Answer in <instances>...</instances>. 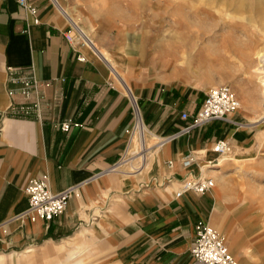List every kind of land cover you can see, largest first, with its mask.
Returning <instances> with one entry per match:
<instances>
[{"label":"crops","instance_id":"crops-1","mask_svg":"<svg viewBox=\"0 0 264 264\" xmlns=\"http://www.w3.org/2000/svg\"><path fill=\"white\" fill-rule=\"evenodd\" d=\"M58 1V5L62 4ZM36 4L40 17L37 25L32 23L31 17L15 0H0V110L11 102L23 100L19 86H12L15 89L12 96L7 94L5 81L8 66L18 67L20 73L41 81L53 79L52 85L44 93L52 105L43 107L40 120L6 117L0 129V221L10 218L5 224L10 233L9 246L22 247L38 241L62 240L84 216L92 218L98 209H103L102 204L107 196L104 194L117 182L115 178L106 177L108 173L94 177L96 173L117 171L119 164L118 167L113 165L123 152L126 158L129 152L138 153L137 149H144L150 141L148 135L151 134L154 139L160 140L154 149H160V153L153 158L152 169L155 172H147L143 177L138 174L122 176H133L137 182L152 174L149 180L156 187L132 197L127 210L119 204L122 219L109 211L107 217L96 222L95 227L99 229L105 222L112 225L114 245L111 264H195L189 255L195 235L194 225L198 219H203L216 229L213 214L217 194L212 187L203 194L186 192L175 197L178 180L185 173L180 159L190 150L201 154L192 165L197 173L201 170L195 167L198 161L205 163L216 157L211 150L215 140L224 139L229 143L244 141L245 134L232 128L229 122L216 120L165 142L160 134L177 129L173 118L182 125L180 111L195 112L204 97L196 103L194 89H181L174 81L164 91L148 87L147 92L142 84L132 82L122 73L132 90V103L135 105L134 100L139 99L140 110L143 109L136 115L128 131L131 125L130 93L111 72L110 66L96 57L86 40L81 42L75 38L67 41L64 34H68V24L74 26L58 10L53 0H36ZM97 29L92 32V38ZM118 36L119 33L116 42ZM93 41L109 56V50L102 48L94 38ZM122 46V43H117L116 47L123 49ZM139 50L145 51L143 40ZM78 52L85 57V61L76 58ZM89 53L103 64L93 61ZM122 65L126 66L124 62ZM110 73L122 86V91L113 85ZM55 100L56 106L53 104ZM167 107L172 109L170 117L166 121L159 120L161 111ZM65 120L72 121L67 132L60 129V123ZM144 121L148 125L152 123L157 133H152ZM168 159L174 161L173 168L167 167ZM218 167L208 174L218 173ZM42 175L48 177L52 191L79 184L76 187L80 188V195L77 188L75 192L79 196H73L65 212L48 222L41 219L29 221L23 215L17 216L27 206L24 184L30 177ZM100 180L104 182L103 186ZM157 180L162 185L157 184ZM122 181L121 187H125V180ZM217 230L225 236L230 249L225 233ZM230 251L240 264L239 258ZM257 251L258 254L264 253L259 249ZM244 264H251L245 256Z\"/></svg>","mask_w":264,"mask_h":264},{"label":"rangeland","instance_id":"rangeland-1","mask_svg":"<svg viewBox=\"0 0 264 264\" xmlns=\"http://www.w3.org/2000/svg\"><path fill=\"white\" fill-rule=\"evenodd\" d=\"M59 1L62 9L55 5L61 13L69 10L89 26L91 20H95V30L98 29L93 38L119 62L116 69L121 76L142 84L147 92L148 87L164 91L174 81L181 89H194L195 101L199 103L210 87L230 86L240 101L234 114L237 123L231 127L242 131L246 140L232 141L231 151L220 162V171L208 175L214 179L212 191L217 194L213 224L225 233L240 264H244V256L251 264H264V253L257 251H264V96L254 70L258 52L264 50V0L256 6L253 0H246L241 7L237 6L238 0ZM68 25L70 34L76 36L75 30ZM141 40L145 43L144 52L139 50ZM117 43H122L123 49H117ZM89 57L101 63L92 54ZM123 62L125 67L120 66ZM110 75L113 85L122 91V86ZM130 101L128 131L135 118V108ZM136 103L141 107L139 99ZM171 112L172 109L165 108L159 120L166 121ZM173 122L177 129L160 134L165 142L181 136L176 130H181L183 123L180 125L175 117ZM148 128L157 133L152 123ZM148 139L144 149H137L138 153L131 150L126 158L123 152L113 165L119 164L117 170L120 171L96 173L94 177L108 173L106 177L115 178L117 182L104 194L107 196L103 209H98L92 218L84 216L62 240L12 247L8 244L10 233L5 228L10 218L0 221V264H111L114 230L110 222L96 229V222L107 217L109 211L122 219V209L127 210L132 197L156 187L149 180L152 174L137 182L133 176H122L138 174L143 177L147 172H155L153 158L160 149H154L160 140L151 134ZM145 161L153 164L138 167ZM198 162L196 169L208 163ZM122 179L125 180L123 187L130 188L121 187ZM99 183L104 185L101 180ZM74 187L80 195V188Z\"/></svg>","mask_w":264,"mask_h":264},{"label":"built area","instance_id":"built-area-1","mask_svg":"<svg viewBox=\"0 0 264 264\" xmlns=\"http://www.w3.org/2000/svg\"><path fill=\"white\" fill-rule=\"evenodd\" d=\"M15 1L31 17L33 24L37 25L40 23L39 8L36 0ZM54 1L57 3L56 0ZM58 6L60 7V5ZM67 33L64 36L67 41L71 42L74 39V35L70 34V30ZM76 58L80 61H85L84 56L79 52ZM5 82L7 94L12 96L15 93V89L12 86H19L18 91L23 100L16 103L11 102L3 110H0V122H3L6 117L40 120L43 107L52 105V102L45 98L44 93L45 89L52 85L53 79L41 81L34 76H26L24 73H20L18 67L8 66ZM53 104L56 106L57 100ZM239 106L240 102L228 84L210 87L205 93L201 106L195 112L180 111L179 119L183 122L181 130L189 134L193 129L204 127L216 120H224L230 124H236L237 122L232 115L238 110ZM135 107H139L136 102ZM71 125L72 121L65 120L60 123V129L67 132ZM211 150L216 154V157L208 160V163L215 165L219 162L220 155L231 151V145L224 139H217L213 142ZM198 155L199 153L193 150L182 155L180 165L185 170V173L178 180L179 186L174 191L175 197H180L186 192L203 194L214 186L213 177L202 174V169L197 173L193 171L192 165L198 159ZM166 165L168 168H173L174 161L168 159ZM156 183L162 185L158 180ZM74 186L54 192L49 187L46 175L30 177L23 186L27 206L20 214H24V219L29 221L41 219L48 222L58 217L65 212L70 199L74 195L76 196L75 192L71 190ZM194 232L195 235L189 248V255L193 258L195 264H239L238 259L231 253L225 236L210 225L208 221L198 219L194 225Z\"/></svg>","mask_w":264,"mask_h":264},{"label":"bare ground","instance_id":"bare-ground-1","mask_svg":"<svg viewBox=\"0 0 264 264\" xmlns=\"http://www.w3.org/2000/svg\"><path fill=\"white\" fill-rule=\"evenodd\" d=\"M246 0H238V7L240 6H243V4H244V2H245ZM53 2L54 3H56L54 0H53ZM253 2H254V5L256 6L257 4H261V1L260 0H253ZM57 4V6H58V3H56ZM59 7V6H58ZM60 9H62L61 8V5H60V7H59ZM62 14L66 17V18H68L69 19V21H70V23L74 26V27H72L74 30H75V32H76V36H75V34H74V39L75 38H77V37H81L80 39H82V41L83 40H86V43H87V45L89 46V48L94 52V54L96 55V57H98V59H100L101 61H104L106 64H108L110 67L109 68H111L112 69V71L111 72H114L115 73V75L118 77V79L121 81V83L124 85V87L127 89V91L130 93V96H131V105L132 106H134L135 107V105L132 103V99H134V97H133V95H132V90L130 89V87L127 85V83L125 82L126 80H124L123 79V77L121 76V74L118 72V70L116 69V65H117V62L116 61H113L109 56H111L110 54H109V56L108 55H106L104 52H102L99 48H97V46H96V44H95V42L93 41V38H92V32L95 30V28H96V23H95V20L94 19H92L91 20V25L89 26L87 23H85V21L83 20V19H81L80 17H77L76 16V14H73L71 11H66V13L64 14L63 12H62ZM82 17V16H81ZM91 17V16H90ZM93 18V17H92ZM86 20V19H85ZM73 39V40H74ZM78 39V38H77ZM87 47V46H86ZM91 52V51H90ZM111 57H113V55L111 56ZM85 58V57H84ZM257 60H258V64H257V66L254 68V70L256 71V73H257V76H258V78H259V80H260V82H261V84H262V93H263V96H264V50H261L260 52H258V56H257ZM104 63V64H105ZM137 100L135 99L134 100V103L136 102ZM240 107V106H239ZM239 109V108H238ZM141 113V110H140V107H138V108H136L135 107V118H136V115L137 114H140ZM134 118V119H135ZM180 131V135H183V134H188L187 132H184V131H182V130H179ZM224 155H226V154H222V155H220L219 156V162L217 163V164H215V165H208L207 167H206V165H204L203 167H201V169H202V174H204V175H209L208 173L210 172V171H212V169L214 168H216V167H218L219 166V164H220V162H221V159H223L225 156ZM137 161V160H136ZM148 164V166L147 167H149L150 165H152L153 164V162L151 161V162H149L148 161V163H147V161H145V162H141V165L140 166H138V167H142V166H145V165H147ZM137 167V168H138ZM136 168V169H137ZM117 169V168H116ZM140 169V168H139ZM129 170V169H128ZM118 171V170H117ZM136 171V170H135ZM71 190L73 191V192H75L76 190H77V188H71ZM75 194H77L76 192H75ZM78 195V194H77ZM21 215H23L24 216V214H21ZM20 216V215H19Z\"/></svg>","mask_w":264,"mask_h":264}]
</instances>
